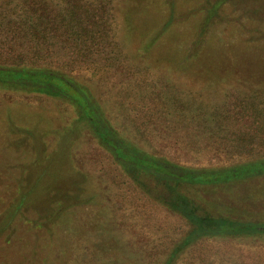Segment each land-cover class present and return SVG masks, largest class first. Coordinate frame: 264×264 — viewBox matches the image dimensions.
Returning <instances> with one entry per match:
<instances>
[{"label":"rangeland","instance_id":"374dc122","mask_svg":"<svg viewBox=\"0 0 264 264\" xmlns=\"http://www.w3.org/2000/svg\"><path fill=\"white\" fill-rule=\"evenodd\" d=\"M13 66L72 77L109 135L0 82V264H264V0H0Z\"/></svg>","mask_w":264,"mask_h":264},{"label":"trees","instance_id":"16d2710c","mask_svg":"<svg viewBox=\"0 0 264 264\" xmlns=\"http://www.w3.org/2000/svg\"><path fill=\"white\" fill-rule=\"evenodd\" d=\"M36 3L43 5V7L39 5L37 6L41 8V13L42 14L44 13L43 15L45 16V18L49 19V17L52 16L51 14L54 13L52 6L48 2L44 3L41 1ZM95 17L98 18L97 15H95ZM55 20L56 19H49L48 21L44 22L45 24H47V26L43 25L45 27L43 29L46 35L45 38L47 37V31L50 29V28L47 29V27L52 25L55 22ZM62 22L64 24L67 23V26L70 28V30H68V33H72L76 31V29L72 27L70 20H68L67 18L62 19ZM65 34H67V32ZM71 78L72 77L70 78L65 77L62 79V76L58 77L54 75L53 72L50 73L46 68L27 69L21 66L18 67L13 66V67H5L0 69V82H10L15 80L12 83H20L22 81H28L29 85H32L35 91H39L41 93L49 94V95L62 96L63 98L68 100L76 108L77 112H79L83 122L92 128V130L96 133L99 139L106 141L108 139L107 136L109 135V130H108L109 124L99 119L96 112L93 110V107L91 105L88 106V102L91 103V100L89 99V95L82 89L81 86L78 87L77 85L70 83L69 81L73 80ZM53 80H56L57 83H55ZM68 86L73 91H69ZM258 118L260 122L264 123L263 114L259 115ZM104 124L108 128L104 126ZM113 149L116 151H120L121 153L128 156L129 162L123 164L122 166H123V170H125L126 173L131 175V177H138L139 174H142L143 172H145L146 174H150L151 176L154 177L155 176L161 177V173H162L163 175H166V179L168 181L170 180L175 181L174 178H172L174 173L170 171L168 172L166 171L167 173L162 172L158 162L153 156L144 155L138 149H134L133 147H128L125 144L118 145V143H116ZM257 166L258 165H256L255 172L259 171ZM226 170H227L226 172L217 173L218 175L212 174V176L216 177L219 176V174H231V176L233 175V177L236 178L238 176L245 175L244 167L238 166V167L227 168ZM262 170H264V167H262ZM185 199L186 198L184 197V200ZM221 227L222 228L220 229H222V231L218 230L221 233H225L228 230L232 229L228 224H226V226H221ZM241 228L244 233H254L259 230V228H255V226L250 225L248 223L241 225Z\"/></svg>","mask_w":264,"mask_h":264}]
</instances>
